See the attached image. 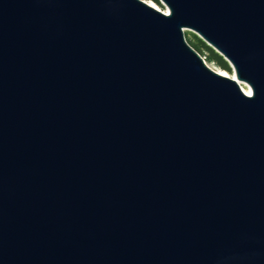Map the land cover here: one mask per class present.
Wrapping results in <instances>:
<instances>
[{
    "label": "water",
    "instance_id": "95a60500",
    "mask_svg": "<svg viewBox=\"0 0 264 264\" xmlns=\"http://www.w3.org/2000/svg\"><path fill=\"white\" fill-rule=\"evenodd\" d=\"M162 1L0 0V264H264V0Z\"/></svg>",
    "mask_w": 264,
    "mask_h": 264
},
{
    "label": "rangeland",
    "instance_id": "374dc122",
    "mask_svg": "<svg viewBox=\"0 0 264 264\" xmlns=\"http://www.w3.org/2000/svg\"><path fill=\"white\" fill-rule=\"evenodd\" d=\"M147 3L151 4V5H155L156 8H158L161 11H167L169 12V8L168 6L162 1V0H144ZM167 13V12H166ZM185 37L187 41L193 40V41H198V37L201 38L198 33L192 29L186 28L185 29ZM202 39V38H201ZM203 40V39H202ZM189 43V42H188ZM207 43V42H206ZM208 44V43H207ZM209 45V44H208ZM210 46V45H209ZM213 48V47H212ZM214 49V48H213ZM216 51V49H214ZM219 53V52H218ZM220 54V53H219ZM202 55V54H201ZM202 57L205 59L206 63L215 71L224 74V75H228V76H236L235 70L233 68V66L231 65V63L229 61H227L228 67H224L219 65L217 62L215 61H209L207 58V53H205L204 55H202ZM245 88H251L250 85L245 82V81H241L239 80ZM240 84V83H239ZM241 85V84H240ZM241 85V87H242Z\"/></svg>",
    "mask_w": 264,
    "mask_h": 264
},
{
    "label": "trees",
    "instance_id": "16d2710c",
    "mask_svg": "<svg viewBox=\"0 0 264 264\" xmlns=\"http://www.w3.org/2000/svg\"><path fill=\"white\" fill-rule=\"evenodd\" d=\"M197 39H198L197 42L193 41V40L188 41L189 44L195 50H197L202 55L207 53V58L209 61H215L221 66L228 67L227 61L225 60V58L221 54H219L217 51H215L211 46H209L201 38L198 37Z\"/></svg>",
    "mask_w": 264,
    "mask_h": 264
},
{
    "label": "bare ground",
    "instance_id": "6f19581e",
    "mask_svg": "<svg viewBox=\"0 0 264 264\" xmlns=\"http://www.w3.org/2000/svg\"><path fill=\"white\" fill-rule=\"evenodd\" d=\"M152 6H154L155 7V5H152ZM165 12H168V10L167 11H165ZM233 78H235L241 85L242 84H244V83H241L240 81H239V79L236 77V76H233ZM242 88L244 89V91L248 94L250 91H251V93H252V89L251 88H245L243 85H242Z\"/></svg>",
    "mask_w": 264,
    "mask_h": 264
},
{
    "label": "snow or ice",
    "instance_id": "6c2138e0",
    "mask_svg": "<svg viewBox=\"0 0 264 264\" xmlns=\"http://www.w3.org/2000/svg\"><path fill=\"white\" fill-rule=\"evenodd\" d=\"M249 95H252L251 91L248 93Z\"/></svg>",
    "mask_w": 264,
    "mask_h": 264
}]
</instances>
